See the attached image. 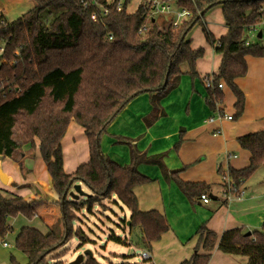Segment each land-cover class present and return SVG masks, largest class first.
<instances>
[{"label":"trees","instance_id":"1","mask_svg":"<svg viewBox=\"0 0 264 264\" xmlns=\"http://www.w3.org/2000/svg\"><path fill=\"white\" fill-rule=\"evenodd\" d=\"M174 1L190 12L189 18L175 27L167 22L159 26L147 18L148 11L141 4L127 13L130 0H33L30 9L0 28V39L6 40L0 59L7 61L0 63V80L13 81L0 100V154L9 156L17 147L13 127L23 134L30 149L36 138L62 214L57 235L51 231L42 233L29 225L18 229L14 247L24 255L26 264H63L50 256L62 241L69 240L72 234L80 243L89 241L83 230L74 227L75 212L80 207L68 195L74 182L82 183L94 194L115 195L129 210V223L124 224L129 233L138 229L136 237L127 240L113 233L109 238L148 249L168 225L159 212L138 209L131 187L151 180L137 170L139 164L157 165L163 178L173 180L190 201L209 192L204 182L182 180V169L168 170L161 160L163 154L146 155L127 138L119 139L129 146L128 164H118L100 148L108 124L135 96L153 92L151 103L156 116L160 100L177 85L181 64L188 66L192 79L199 77L196 60L203 56L204 49L191 47L187 39L194 24L200 25L205 41L221 54L217 72L200 78L203 83L212 78L213 86L206 87L207 105L214 110L215 102L222 104L223 92L217 87L222 83L234 96L232 118L241 116L245 98L235 79L246 73V56H264V42H247L245 37V32L264 22V0ZM118 3L120 10L116 9ZM215 5H220L226 26V32L219 37L203 22L204 13ZM15 86L20 89L17 94ZM71 118L83 128L88 160L65 173L60 140ZM237 141L249 157L244 167L227 168L236 183L239 178H250L264 163V129L239 136ZM35 204V200L26 201L17 195L5 196L0 189V238L12 230L9 219L18 215L35 218ZM195 233L203 247L214 245L216 235L204 224ZM197 247L189 259L179 264H193ZM217 247L224 253L247 257L246 264H264V231L246 235L242 228L227 229L220 235ZM9 261L20 264L13 255ZM80 264L102 263L87 255ZM142 264L154 263L149 258Z\"/></svg>","mask_w":264,"mask_h":264},{"label":"crops","instance_id":"2","mask_svg":"<svg viewBox=\"0 0 264 264\" xmlns=\"http://www.w3.org/2000/svg\"><path fill=\"white\" fill-rule=\"evenodd\" d=\"M139 4L140 0H130L126 5V12L132 13ZM32 5L33 2L30 8ZM209 13L213 14L214 20L208 16ZM203 22L215 37L226 32L220 5L207 10L203 15ZM263 24L264 22L245 32L247 42L255 41L248 36L252 34H255V39L264 42L259 32V27ZM196 25L199 26V24L192 26L187 39L190 40L191 47L200 46L204 49L203 56L196 60L195 68L199 77L192 79L188 75V66L185 63L181 64L182 73L177 85L160 100L156 116L153 115L154 107L151 103L153 92L135 96L108 124L101 136L100 148L104 155L118 164H128L129 146L119 139L127 138L146 155L163 154L161 160L168 170L182 169L179 172L182 180L204 182L209 186L207 203L202 202L199 197L190 201L173 180L163 178L157 165L144 163L137 166L141 174L151 179L131 187L138 209L159 212L168 225V229L159 239L150 243L149 249L137 246L148 251L154 264H179L190 258L196 246L198 247L193 264H246L247 257L224 253L217 247V243L222 232L227 229L242 228L245 232L264 231V202H253V199L263 195L254 192L245 197L244 193L239 200L230 201H226L223 196L225 170L228 167L242 168L248 163L249 153L240 147L237 138L264 129L263 125H259L260 119L264 116V56H246V73L235 79L245 98L243 112L237 118L238 121L235 122L233 118L208 121V117L213 115V110L205 101L207 89L200 78L205 74L217 72L221 54L216 53L205 41L201 27L199 29ZM208 57L211 71L207 67ZM251 86L255 94L248 91ZM225 87L221 88L223 102ZM232 97V110L225 111L226 114L232 115L234 112L233 94ZM223 102L221 108L224 111ZM244 120H250L251 123L245 124ZM70 122L60 140L62 169L65 173L74 171L79 164L88 160L83 128ZM249 125L259 127L250 128ZM16 139L17 147L11 155L0 154V171H3L4 174L1 173L6 178L5 182L0 180V189L5 196L17 195L26 201L35 200L36 217L29 220L19 215L20 223L11 239L14 240L18 229L23 225L32 226L42 233L51 231L57 235L62 214L56 203L58 195L52 188L38 150V141L34 139V148L31 150L23 136L17 134ZM80 143L81 147H77ZM4 158L9 159V162H5ZM245 182L243 187L246 189ZM76 183L80 182L73 184ZM72 185L69 191L74 193ZM69 198L73 199L71 195ZM8 223L13 227L12 219H9ZM203 224L216 235L212 247H203L195 233ZM2 246L8 247L9 243L3 240ZM1 253L0 248V259ZM6 255L8 257L7 251L3 256L4 260L7 259Z\"/></svg>","mask_w":264,"mask_h":264},{"label":"rangeland","instance_id":"3","mask_svg":"<svg viewBox=\"0 0 264 264\" xmlns=\"http://www.w3.org/2000/svg\"><path fill=\"white\" fill-rule=\"evenodd\" d=\"M31 2H33V0H0V13H2V15H4V17L8 21H11L26 12L31 6ZM209 14L208 16H211V18L214 20L213 14ZM155 21L159 26H163L166 24L167 16L163 14L156 15ZM196 26L200 29V25ZM259 32L262 35L261 39L264 40V24L259 27ZM193 33H195V31ZM248 36H251V39L255 40V34ZM208 59H206V62L208 64L207 67L209 71H211L212 69H210L209 63L210 59ZM248 89L250 93L255 94L253 92V86ZM224 93L225 99L222 107L224 109V112H229L232 110V93L228 87L224 88ZM260 120L261 123L259 125H263L262 128H264V116H262ZM70 121H72L74 124L79 125L73 118H71L68 122L67 127L70 125ZM236 121H238V119H235V122ZM244 123L250 124L251 121L244 120ZM249 127L252 128L259 126L249 125ZM13 131L15 138L17 134L23 136V134L18 130L17 127H13ZM25 141L27 140L25 139ZM77 147H81V143L80 145L77 144ZM33 148L34 147H32L31 150ZM4 160L5 162H9V159L7 158H4ZM0 172L3 173L2 170ZM245 181H243V184ZM245 185V197L250 193L255 192L263 196H259L257 199H253V202H264V163H262L258 167V169H256V171L252 174L249 180L245 182ZM80 186L81 191H83L85 195H77L75 198H73V200H76L80 204L79 209L75 212L76 218L74 220V227H78L83 230L88 235L89 241L85 243H80L79 239L74 234H72L69 240L58 246L56 250L50 254L52 260L61 261L63 264H67L69 261L74 259L79 253H83L85 250H89L91 251L93 257L102 264H142L143 261H145L140 256L143 249L134 246L133 244L129 245L117 243L111 238H109L110 235L113 233L119 238L125 237L127 240L129 238L134 239L136 237L135 233L138 231V229H134L133 232H131L130 234L127 225L124 224V221H128L129 210L120 202H118L115 195L113 194L109 196H102L100 194L92 193L82 183L80 184ZM88 195L91 196L90 200H88L87 198ZM56 203L58 204V200ZM19 218H21V216L19 215L14 218H11L13 220V227L11 232L7 233L3 238H0V248L2 252L0 264H11L9 261L10 253L13 254L16 261L20 264L26 263L24 255L20 251L15 249L13 242L14 240L12 241L11 239V235L14 233L20 223ZM3 240L9 243L8 247L2 246ZM5 251H7L8 254V257L6 255L7 261L3 259V256H5Z\"/></svg>","mask_w":264,"mask_h":264},{"label":"built area","instance_id":"4","mask_svg":"<svg viewBox=\"0 0 264 264\" xmlns=\"http://www.w3.org/2000/svg\"><path fill=\"white\" fill-rule=\"evenodd\" d=\"M140 4L145 7L148 11L147 18L154 19L156 15H166L167 16V23H169L171 26H177L182 20H186L190 16V12L186 10L185 8H181L177 6V4L173 0H140ZM117 10L121 9V3H118L116 6ZM103 13H106V9L103 10ZM91 17L93 20H95L96 16L95 13L91 14ZM10 21H8L2 13H0V28L5 27ZM142 28L139 29L141 31ZM110 38V37H109ZM6 44V40L0 39V57L3 54L4 47ZM7 62L5 58L0 59V63ZM13 61L9 62V64H12ZM0 80V100L5 96V90L6 88H9L11 83L13 81L8 80L5 81ZM205 87H212V78L211 76L206 78L204 80ZM218 88H222V83H218ZM14 93H18L20 91L18 86L13 87ZM231 120L232 115L226 114L221 108V103L215 102V108L213 110V115L208 117V121L213 120ZM234 157V156H233ZM223 187H224V193L223 196L225 197L226 201H230L232 199H240L245 193V188L243 187V180L241 178L238 179V183L235 182L232 176H230L227 172V169L224 172L223 175ZM199 199L207 203L209 201V197L207 194L202 193L199 195ZM5 245V243H3ZM142 259L147 260L150 258V255L147 250H143L140 254Z\"/></svg>","mask_w":264,"mask_h":264},{"label":"water","instance_id":"5","mask_svg":"<svg viewBox=\"0 0 264 264\" xmlns=\"http://www.w3.org/2000/svg\"><path fill=\"white\" fill-rule=\"evenodd\" d=\"M201 15H202V12L199 14V16H201ZM166 77H167V74H166ZM0 180L2 182L6 181L5 176L1 172H0ZM72 189L74 190V193L72 191H69V195H71L72 198H75L77 195H85V193L83 191H81L80 183L73 184ZM128 223H129V221H127V224ZM250 233L251 232H249V231L245 232L246 235H250ZM62 242L60 243V245L62 244ZM87 255H92L91 251L85 250L83 253H79L74 259L69 261L67 264H80L81 261L83 260L84 256H87Z\"/></svg>","mask_w":264,"mask_h":264}]
</instances>
